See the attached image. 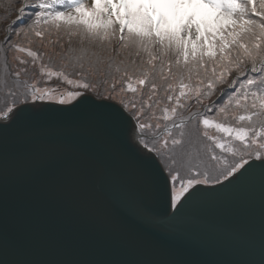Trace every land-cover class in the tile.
<instances>
[{
    "label": "snow or ice",
    "instance_id": "obj_1",
    "mask_svg": "<svg viewBox=\"0 0 264 264\" xmlns=\"http://www.w3.org/2000/svg\"><path fill=\"white\" fill-rule=\"evenodd\" d=\"M0 31V264H264V0H0ZM252 187L258 225L208 215Z\"/></svg>",
    "mask_w": 264,
    "mask_h": 264
},
{
    "label": "water",
    "instance_id": "obj_2",
    "mask_svg": "<svg viewBox=\"0 0 264 264\" xmlns=\"http://www.w3.org/2000/svg\"><path fill=\"white\" fill-rule=\"evenodd\" d=\"M259 204L260 193L258 187L246 189L243 197L240 200L233 201L228 204L220 205L216 208L209 210L208 215L212 217L223 218L231 221L238 222L245 226L250 224L258 225L259 222ZM110 207V206H109ZM115 212L114 209H110ZM174 211V210H173ZM133 228V225H128ZM187 231L200 236L212 246L219 249L218 242L214 237L207 233L201 232L199 225L188 223L183 226Z\"/></svg>",
    "mask_w": 264,
    "mask_h": 264
},
{
    "label": "trees",
    "instance_id": "obj_3",
    "mask_svg": "<svg viewBox=\"0 0 264 264\" xmlns=\"http://www.w3.org/2000/svg\"><path fill=\"white\" fill-rule=\"evenodd\" d=\"M0 32H1V34L4 35L3 31H0ZM21 39H22V38H21ZM8 55H9V59H10V58H11V53H9ZM3 62H4V56H3L2 53H0V65H2ZM195 110H196V109H194L193 111H195Z\"/></svg>",
    "mask_w": 264,
    "mask_h": 264
},
{
    "label": "rangeland",
    "instance_id": "obj_4",
    "mask_svg": "<svg viewBox=\"0 0 264 264\" xmlns=\"http://www.w3.org/2000/svg\"><path fill=\"white\" fill-rule=\"evenodd\" d=\"M4 38V35L3 34H1V32H0V40H2ZM33 47H35V45H33ZM22 56H26V53H23V54H21ZM64 87H67V85H63ZM195 108H193V110H194Z\"/></svg>",
    "mask_w": 264,
    "mask_h": 264
}]
</instances>
